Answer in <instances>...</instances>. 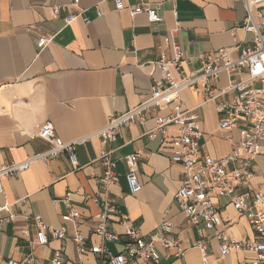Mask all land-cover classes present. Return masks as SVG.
<instances>
[{
    "label": "crops",
    "instance_id": "obj_1",
    "mask_svg": "<svg viewBox=\"0 0 264 264\" xmlns=\"http://www.w3.org/2000/svg\"><path fill=\"white\" fill-rule=\"evenodd\" d=\"M147 1L158 9L162 22L150 23L146 14L131 17L127 10L119 11L114 0H80L78 6L70 0H0V166L50 150L54 144L36 135L37 125L45 121L54 124L56 136L63 142H79L75 147L76 169L69 155L63 153L49 164L36 161L26 171L3 179L0 208L8 206L14 218L8 220L9 213H3L0 264L9 259L21 262L29 255L36 264H50L54 251L62 247L65 264H100L99 256L79 254L74 237L76 232L84 235L88 247L102 244L94 234L101 222V208L80 195L106 197L99 181L105 171L100 160L104 148L113 152L119 174V185L108 191L118 197V211L107 223L119 238L108 246L112 255L125 249L122 216H127L144 236L154 232L163 220L175 225L169 237L179 242L182 255L178 256L176 249L157 247L159 264L253 262L244 252L223 257L216 231L200 236L177 205L182 168L172 162L168 144L146 136L155 128L156 117L169 115L175 105L152 110L144 124L137 122L122 129L114 143L104 145L97 136L112 117L152 96L154 82L164 78L156 62L162 54L173 59V45L183 50V68L190 74L223 48L239 47L231 53L232 59L239 58L240 48L255 39L244 30L247 13L241 0ZM124 2L135 4V0ZM52 7L61 9L57 18ZM82 11H86L83 17L66 23L67 16ZM85 19L91 22L87 24ZM42 37L52 40L45 49L38 44ZM167 37L169 46L165 44ZM170 72L180 79L174 68ZM244 78L245 74L224 72L212 82L211 89L219 93L231 81ZM180 96L182 111L191 110L201 119V156L221 159L229 155L240 140L239 132L220 130L217 102L205 103L200 88L183 90ZM135 153L141 156L137 176L143 188L131 195L125 180L126 158ZM251 188L264 192V156L256 159ZM68 194H72L70 206L63 203ZM215 202L219 208L217 230L238 238L255 237L246 216L235 211L229 199ZM71 211L81 214L76 229L62 219ZM36 215L53 228L67 225V239L37 245ZM130 264L147 263L138 259Z\"/></svg>",
    "mask_w": 264,
    "mask_h": 264
},
{
    "label": "built area",
    "instance_id": "obj_2",
    "mask_svg": "<svg viewBox=\"0 0 264 264\" xmlns=\"http://www.w3.org/2000/svg\"><path fill=\"white\" fill-rule=\"evenodd\" d=\"M70 1L75 6L80 4V0ZM241 1L247 13L244 30L253 34L255 39L251 45L240 48L239 58H231V53L239 47L223 48L218 50L214 57H210L199 71L187 74L183 68V50L180 46L173 45V59H168L162 54L156 62L164 78L154 82L152 96L138 107L112 117L97 136L104 145L114 143L122 129L137 122L144 124L146 114L152 110H164L175 105L169 115L156 117L155 128L146 136L149 140L159 139L161 143L168 144L172 162L182 168L181 187L175 197L180 211L185 214L191 225L198 229L200 236H203L205 231H216L223 257L232 252H244L253 257L251 264H264V192L251 188L255 177L256 159L264 156V0ZM114 2L119 11L127 10L131 17L146 14L150 23L162 22L158 9L152 7L147 0H135L134 5L126 4L124 0ZM51 12L54 18H57L61 9L52 7ZM85 12L67 16L66 23L71 24L83 17ZM98 16L100 17L101 13L98 12ZM85 22L89 24L91 21L85 19ZM51 41L42 37L38 44L40 48L45 49ZM165 44L169 46V37L165 38ZM170 68L179 73V80L173 77ZM224 72L245 74L246 78L231 81L227 88L215 93L211 89L212 82ZM192 88L201 89L205 103L217 102L216 111L220 117L219 127L222 132H239V142L234 144L231 153L226 157L213 159L201 156V119L191 110L182 111L184 104L180 96L183 90ZM36 130L37 137L53 143L54 146L26 161L0 166V196L4 193L3 179L26 171L33 162L42 161L49 164L51 160L67 153L73 167H78L75 147L79 142L65 143L57 138L54 124L50 121L37 125ZM112 153L104 148L100 156L105 171L99 181L107 191L106 197L80 195L82 199H90L101 208V222L95 228L94 234L101 238L102 244L88 247L85 236L76 232L74 240L79 254L85 256L90 253L99 256L100 264H130L138 259L147 264H159L160 254L157 247L176 249L177 255L181 256L179 242L169 237L176 229L173 223L163 220L154 232L144 236L132 226L127 216H122V224L126 228L125 249L120 254H111L108 246L119 239L107 226L109 217L118 211V197L108 194L111 187L119 185L118 165L112 159ZM140 158V153L126 158L125 180L131 195L140 193L143 188L137 176ZM71 197L72 194H68L63 203L70 206ZM221 198L229 199L234 210L246 216L255 232L253 239L233 237L224 230H217L219 208L215 201ZM4 212L9 213L8 220L14 218L8 206L1 207L0 232ZM80 218L81 214L77 211L68 212L62 217L65 223L72 224L75 229ZM33 221L38 228L37 245L47 246L51 241L63 242L67 239V225L53 228L43 221L41 215L34 216ZM202 247L205 248L203 245ZM65 263V249L62 247L55 250L50 264ZM6 264H36V260L33 255H29L21 262L9 259Z\"/></svg>",
    "mask_w": 264,
    "mask_h": 264
}]
</instances>
